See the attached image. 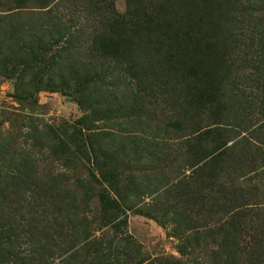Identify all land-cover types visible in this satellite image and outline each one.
Returning a JSON list of instances; mask_svg holds the SVG:
<instances>
[{"label":"rangeland","instance_id":"1","mask_svg":"<svg viewBox=\"0 0 264 264\" xmlns=\"http://www.w3.org/2000/svg\"><path fill=\"white\" fill-rule=\"evenodd\" d=\"M223 1L189 5L246 54L207 100L202 76L135 78L149 44L94 57L88 0L58 5L61 42L0 0V264H264V0Z\"/></svg>","mask_w":264,"mask_h":264},{"label":"trees","instance_id":"2","mask_svg":"<svg viewBox=\"0 0 264 264\" xmlns=\"http://www.w3.org/2000/svg\"><path fill=\"white\" fill-rule=\"evenodd\" d=\"M63 1L15 0L16 6L13 8L21 10L24 7H32L35 12L43 14L47 18L44 22L35 23L32 30L46 34L48 36L46 39L61 42L69 29L77 25L76 20L57 13H60L57 7ZM228 1L235 2V0H227L220 5ZM31 3L36 6H31ZM126 3L128 10L126 15H122L115 10L112 0L108 3L104 0H88L86 9L88 14L93 16V21L88 18L87 20L92 22L91 26L96 27L92 30L93 34L89 39L91 49L89 52H93L96 58L110 57L114 60L127 61L132 66L134 60L138 59L132 58L131 50L138 45L144 49V46L149 44L150 50L142 59L146 64L136 63L132 66L136 69V72H133L135 78L139 75H142V78L144 75V78L149 76L175 78L181 74L192 77L202 76L206 79L204 96L209 100L214 92L219 91L218 85L222 78L227 77L235 65L239 66V61L246 62L243 49L233 50L238 45L237 38L224 40L223 33L218 36L221 29L200 33L197 29L202 28L204 23L193 30L192 27L198 23L193 18V12H190V0H126ZM236 9L241 8L235 6L230 11H236ZM240 15H236V21ZM216 24L219 27L222 26L221 21ZM109 43L112 45L107 46ZM49 44L50 40L43 42L40 49H46ZM123 71L130 73L127 67ZM189 102L191 97L186 100L185 106ZM189 129L184 130L183 134L190 135L201 130ZM218 132L215 128H209L196 134V138H205V140L210 134L214 136L210 139L211 149L205 148L202 158L212 154H222L218 149L224 144ZM102 202L112 205L113 208L116 206V202L106 198L102 199Z\"/></svg>","mask_w":264,"mask_h":264}]
</instances>
